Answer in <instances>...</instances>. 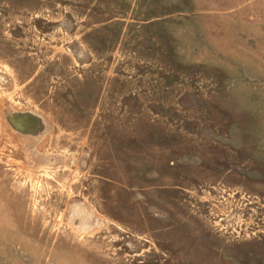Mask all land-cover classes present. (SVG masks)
<instances>
[{"label":"rangeland","instance_id":"1","mask_svg":"<svg viewBox=\"0 0 264 264\" xmlns=\"http://www.w3.org/2000/svg\"><path fill=\"white\" fill-rule=\"evenodd\" d=\"M0 264H264V0H0Z\"/></svg>","mask_w":264,"mask_h":264}]
</instances>
